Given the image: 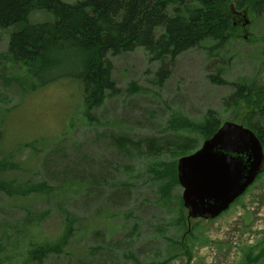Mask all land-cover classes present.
Segmentation results:
<instances>
[{
  "label": "rangeland",
  "instance_id": "rangeland-1",
  "mask_svg": "<svg viewBox=\"0 0 264 264\" xmlns=\"http://www.w3.org/2000/svg\"><path fill=\"white\" fill-rule=\"evenodd\" d=\"M245 12L229 9L240 27L223 51L207 43L163 63L142 48L110 56L119 93L89 115L76 58L70 74L55 79L56 61L48 80H35L8 54L16 29L0 27V181L10 185L0 188V264H32L27 251L57 242L67 219L66 247L40 264H264V172L229 212L193 221L188 237L183 188L152 172L181 158L179 137L202 146L187 122L214 113L247 125L249 109L234 119L229 98L243 84L264 89V16Z\"/></svg>",
  "mask_w": 264,
  "mask_h": 264
},
{
  "label": "trees",
  "instance_id": "trees-1",
  "mask_svg": "<svg viewBox=\"0 0 264 264\" xmlns=\"http://www.w3.org/2000/svg\"><path fill=\"white\" fill-rule=\"evenodd\" d=\"M172 3L176 4L174 8ZM233 6L245 18H248L245 11L253 17L264 16V0H78L74 3L64 0H0V27L16 29L10 36L8 54L16 63L25 66L35 80H48L49 70L56 61L62 64L55 79L70 74L65 71V64L73 67L70 59L76 58L80 68L76 75L81 81L83 105L89 115L92 109L102 107L109 97L119 93L110 56L142 48L152 61L163 63L207 43L211 44L210 51L226 50L240 27L237 19L229 13ZM35 12H45L53 21L31 23L30 18ZM229 101L238 107L234 119L239 118L242 105L249 109V114L243 117L246 122L242 120L257 134L264 147V125L261 123L264 119V89L254 84L237 86ZM258 116L261 118L256 122ZM213 117L216 115L209 113L201 124L187 123L199 131L205 141L222 125L219 118L214 120ZM177 140L175 151L183 148L181 153L176 152L175 158L194 152L195 148H190L192 141L186 147L189 139L179 137ZM168 148L166 142L162 149ZM177 162L178 159L176 164L152 169L158 178L166 180V188L178 184ZM5 185L10 186L0 181L1 189ZM182 221L186 225V215L182 216ZM66 222V232L57 242H45L27 251L32 264H40L44 258L63 252L73 225L71 219ZM188 229L187 225L184 237L192 233V229L190 232ZM184 237L179 242L180 247Z\"/></svg>",
  "mask_w": 264,
  "mask_h": 264
},
{
  "label": "water",
  "instance_id": "water-1",
  "mask_svg": "<svg viewBox=\"0 0 264 264\" xmlns=\"http://www.w3.org/2000/svg\"><path fill=\"white\" fill-rule=\"evenodd\" d=\"M264 171V147L250 128L226 121L177 164L183 204L191 220H215L243 196Z\"/></svg>",
  "mask_w": 264,
  "mask_h": 264
}]
</instances>
